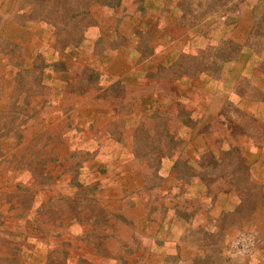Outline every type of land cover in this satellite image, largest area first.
Returning a JSON list of instances; mask_svg holds the SVG:
<instances>
[{
	"label": "rangeland",
	"instance_id": "1",
	"mask_svg": "<svg viewBox=\"0 0 264 264\" xmlns=\"http://www.w3.org/2000/svg\"><path fill=\"white\" fill-rule=\"evenodd\" d=\"M231 1L180 0L181 20ZM152 3L0 0V264H145L165 244L158 264H264V10L250 57L194 41L136 88ZM130 170L143 186L105 192Z\"/></svg>",
	"mask_w": 264,
	"mask_h": 264
},
{
	"label": "crops",
	"instance_id": "2",
	"mask_svg": "<svg viewBox=\"0 0 264 264\" xmlns=\"http://www.w3.org/2000/svg\"><path fill=\"white\" fill-rule=\"evenodd\" d=\"M179 1L180 0H153L152 6L147 8L149 9V16L143 21L147 23V27H149V25L150 26L153 25V23H156L157 25L156 28L152 32H150L151 34H153V38H152L153 46L151 53L144 56H141V54L138 53L135 59L136 61L140 56L143 57L136 64L137 70L135 72V75L138 74L137 80L136 82H134L137 84L135 86L136 88H139V86L142 85L143 89H146L148 86V81L146 79H143L142 77L148 73L151 75H157V70L159 69L160 66H164V62L169 63L174 59V58H170V56L173 57L178 52H181V49L186 50V48L188 47L189 50L193 51V48H191L190 46L194 45L193 43L194 41L195 43L203 42V44L204 43L206 44V42L208 41V44L210 45L211 42L217 43L231 39L240 45L239 53L236 56L237 60H241L246 57H250V55H252L251 51L253 52V49L251 50L250 48L245 47L243 43H245V41L248 39L251 28L252 29L255 28L257 24L256 21H254V18L255 20L262 19L259 17V15L258 16L256 14L251 15L250 11L254 10L255 8L259 10L260 9L264 10V6H260V5L258 6L259 3H264V0H250L249 3H245V4L242 0H232L226 5L217 7L220 11H217V13H214L213 15L209 16L200 26H195L192 28H188L187 26H185L183 21L181 20L183 13ZM229 5H232V9L236 10L235 13L233 14L234 17L231 19H229L230 18L229 14L223 12V10L228 9ZM166 9L170 11L168 13H162V11ZM245 10L248 11L249 16L247 12L245 13ZM181 22L183 24H181ZM250 22L252 23L250 24ZM139 26H141L140 28L142 29L144 27V24L141 25L140 23ZM91 42L93 44L94 40L92 39ZM91 42L86 41L85 46L90 56L93 57L92 56L93 48L91 47L92 45ZM98 52L100 53L101 51ZM111 53L113 54L112 57H114V52L112 51L109 52V54ZM93 54L95 56H98L95 53ZM167 55L169 58L167 57ZM123 56L126 58L125 55ZM131 56L132 54H130V57ZM135 61H133L134 63H130V64H126L127 63L126 62L123 64V66L121 65V62L118 61V63H120V66L117 71L112 70V68L116 67V65L110 67V70H112V72L109 71L108 68H106V70H108V72L114 73L115 76H119L121 74L128 75V70L130 67L132 69H136L133 68L135 67L134 66L136 63ZM226 63L227 62H225L224 64L225 68H226ZM131 74H134L133 71ZM154 77L155 79L153 80V82H157L159 79H163V78L158 79V77L153 76V78ZM127 79L128 78H126L125 80ZM189 79H191L189 78V76L182 77L176 82L190 83ZM143 98L146 97L143 96ZM113 105H111V107H113ZM126 108L128 109V107ZM97 109L98 112L101 113L100 109L99 108ZM127 109L126 112L119 111L118 115H123L122 118L130 123H135L136 121H139L138 111L135 108H129L128 110ZM111 115L112 114H108V118L106 119L107 122L110 121L109 117ZM83 119L88 120L89 117H85V118L83 117ZM114 178L115 176L113 178L111 176H107V177L105 176V179L102 180V183L104 184L102 187L104 188L106 193H111V194L114 193L115 184H120L122 188L127 187L128 189H132V190L137 185L143 186L141 181L142 179L137 175L136 171L133 170H130V172L126 176V179L114 180ZM119 193H121V191ZM143 195L147 196L146 194ZM128 199H134V198L132 196L131 198H129L128 195L123 200L129 201ZM123 200L122 203L124 202ZM135 200H137V198H135ZM145 237H147V235H145ZM170 245L171 244H165L161 246L154 245L151 254L149 255V258L146 260L145 264L163 263V259L166 257V255H169V251L171 250ZM157 257H160L161 261L156 260ZM145 259H146V255H145Z\"/></svg>",
	"mask_w": 264,
	"mask_h": 264
}]
</instances>
